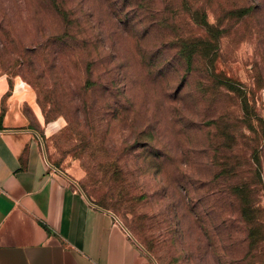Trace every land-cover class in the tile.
<instances>
[{
	"label": "rangeland",
	"instance_id": "obj_1",
	"mask_svg": "<svg viewBox=\"0 0 264 264\" xmlns=\"http://www.w3.org/2000/svg\"><path fill=\"white\" fill-rule=\"evenodd\" d=\"M0 75L151 264H264V0H0Z\"/></svg>",
	"mask_w": 264,
	"mask_h": 264
},
{
	"label": "crops",
	"instance_id": "obj_2",
	"mask_svg": "<svg viewBox=\"0 0 264 264\" xmlns=\"http://www.w3.org/2000/svg\"><path fill=\"white\" fill-rule=\"evenodd\" d=\"M34 95L0 75V264H151L114 215L49 162L24 106ZM36 124V126L34 125Z\"/></svg>",
	"mask_w": 264,
	"mask_h": 264
},
{
	"label": "trees",
	"instance_id": "obj_3",
	"mask_svg": "<svg viewBox=\"0 0 264 264\" xmlns=\"http://www.w3.org/2000/svg\"><path fill=\"white\" fill-rule=\"evenodd\" d=\"M58 11H60L59 14L61 15L62 21L65 24V26L66 27L71 26V22L68 20V17L70 16L68 14L69 12L65 11V9H61V10H58ZM62 11L63 12H66V14L62 13ZM64 37L65 36H60V41L63 40ZM175 56H176L175 57L176 59L175 58H173V59L175 60V62L177 63V65L179 67L180 66L182 67V62H183V64L185 65V67L187 69L186 70V73H187L192 68V66H190V65L192 64L193 57H196L197 56V57H200L202 59L205 56V54L202 53V52H199V51H189V50H186V49H182L181 48V49H179V50L176 51V55ZM166 63L170 64L168 62V60L161 62L162 65H165ZM227 82H228V80H227ZM224 86L227 88L226 90H228L229 92H233V91L230 90V87L229 86H227V85H224ZM257 153H258V151H255L254 152V162H255L254 165L258 168L260 165H259V156H258ZM56 168H58V167H56ZM240 189L242 191H244L249 198H251V196L253 194V191H252L251 188H249L248 186L243 185ZM247 190H248V192H247ZM235 191L238 192L239 191V187L235 188Z\"/></svg>",
	"mask_w": 264,
	"mask_h": 264
},
{
	"label": "bare ground",
	"instance_id": "obj_4",
	"mask_svg": "<svg viewBox=\"0 0 264 264\" xmlns=\"http://www.w3.org/2000/svg\"><path fill=\"white\" fill-rule=\"evenodd\" d=\"M56 125H57V124H52V125H51V127H53V128H54Z\"/></svg>",
	"mask_w": 264,
	"mask_h": 264
},
{
	"label": "water",
	"instance_id": "obj_5",
	"mask_svg": "<svg viewBox=\"0 0 264 264\" xmlns=\"http://www.w3.org/2000/svg\"><path fill=\"white\" fill-rule=\"evenodd\" d=\"M146 255H148V254L146 253ZM148 257H150V256L148 255Z\"/></svg>",
	"mask_w": 264,
	"mask_h": 264
}]
</instances>
